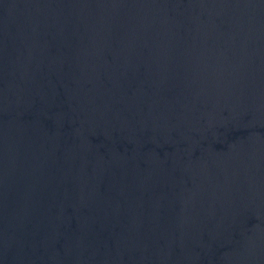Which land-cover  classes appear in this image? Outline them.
Here are the masks:
<instances>
[{
  "label": "water",
  "instance_id": "water-1",
  "mask_svg": "<svg viewBox=\"0 0 264 264\" xmlns=\"http://www.w3.org/2000/svg\"><path fill=\"white\" fill-rule=\"evenodd\" d=\"M0 264H264V0H0Z\"/></svg>",
  "mask_w": 264,
  "mask_h": 264
}]
</instances>
